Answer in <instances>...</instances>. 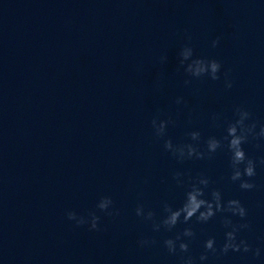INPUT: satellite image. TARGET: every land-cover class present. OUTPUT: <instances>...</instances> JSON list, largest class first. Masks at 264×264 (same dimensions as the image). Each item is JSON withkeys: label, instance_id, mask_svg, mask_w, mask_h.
Returning <instances> with one entry per match:
<instances>
[{"label": "clouds", "instance_id": "clouds-1", "mask_svg": "<svg viewBox=\"0 0 264 264\" xmlns=\"http://www.w3.org/2000/svg\"><path fill=\"white\" fill-rule=\"evenodd\" d=\"M191 36L186 35L185 43L178 53L177 71L183 70L187 79L184 85L192 83V79L207 77L212 81L220 80L221 63L216 59L198 57L195 55L194 47L191 44ZM221 42V37L217 36L212 40L211 46L216 48ZM168 57L161 55L159 63L166 64ZM224 87L231 89L233 84L229 78V73L224 72ZM159 86V81H158ZM177 105L185 103L183 97H177ZM234 119L223 121L224 135L217 138L209 136L203 141L204 147L201 148V133L198 130L186 133L189 142L173 143L167 137L169 126H175L176 120L170 115L161 118L163 113L157 112L150 121L153 134L157 140H163V149L169 153L177 162L183 163L187 160H211L218 150L227 149L229 153V167L231 169L228 179L232 183H237L241 190L250 191L256 188L252 178L257 175V166H264V156L259 159L249 157L243 145L249 139L258 141L257 148L262 145L259 141H264V124L259 126L257 122L251 120L252 114L242 106L234 107ZM214 126H221V114L214 113L211 116ZM187 176V180L184 177ZM172 179L178 187L186 188L183 203L179 207H174L167 201L162 202V215L157 218V213L152 209H145L143 204H137L135 214L145 222L151 223L153 232H160L162 229L172 232L178 224L187 225L174 237L164 239L163 246L170 255H180V264H197V258L190 253V243L196 237L190 222L195 220L197 224H207L210 220L220 214V222L226 231L224 232V242L219 248L216 245L215 237H208L203 243V252L198 257L199 264L209 260V256H226L229 252L251 253L252 257H261V248L253 247L245 239L239 238V233L250 229L251 225L247 221L248 210L239 199L225 200L220 189L211 187L212 181L205 174H198L191 177L189 174L175 171ZM96 209L108 216L119 215V210L114 208V202L110 196H102L96 204ZM233 217H237L239 222H234ZM66 218L74 221L76 227L88 226L89 231H100L101 217L96 211H89L86 216L77 215L74 211H67ZM140 247H150L157 241L154 238L142 237L137 241Z\"/></svg>", "mask_w": 264, "mask_h": 264}]
</instances>
